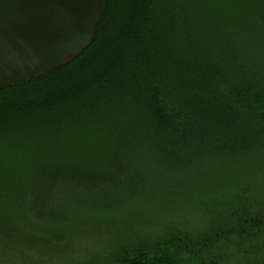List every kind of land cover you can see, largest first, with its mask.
<instances>
[{"label":"trees","instance_id":"trees-1","mask_svg":"<svg viewBox=\"0 0 264 264\" xmlns=\"http://www.w3.org/2000/svg\"><path fill=\"white\" fill-rule=\"evenodd\" d=\"M262 152L264 0H108L0 88V264L264 263Z\"/></svg>","mask_w":264,"mask_h":264},{"label":"water","instance_id":"water-1","mask_svg":"<svg viewBox=\"0 0 264 264\" xmlns=\"http://www.w3.org/2000/svg\"><path fill=\"white\" fill-rule=\"evenodd\" d=\"M108 0H0V88L68 63L94 39Z\"/></svg>","mask_w":264,"mask_h":264},{"label":"rangeland","instance_id":"rangeland-1","mask_svg":"<svg viewBox=\"0 0 264 264\" xmlns=\"http://www.w3.org/2000/svg\"><path fill=\"white\" fill-rule=\"evenodd\" d=\"M260 156V158L261 159H264V154H263V152L259 155ZM217 169V168H216ZM218 170V169H217ZM227 169H225V171H224V174L226 175V171ZM216 172V171H215ZM218 173H215L214 175H217ZM200 180H202V179H200ZM225 181L226 180H224V179H222V177L221 178H214V180H211V189L212 188H214V187H217V186H219V184H223V183H225ZM203 182V181H202ZM210 183V182H209ZM209 183H207L206 185H208ZM201 185V184H200ZM208 189H210V187H207ZM182 204L183 203H186L184 200H182V201H180ZM173 203H175V202H173ZM175 204H177V205H180V203L179 202H176ZM164 211H167V210H164ZM147 218H143V217H137L136 215H134V222H136L137 223V228L139 229V231L140 232H144V231H146V229L148 230L149 229V227L151 226V224H150V222H149V217H148V215L146 216ZM169 216H166L165 214H160V215H158V216H152V219H154V220H157V219H167ZM157 225H153V226H151V228H154V227H156ZM137 230V229H136ZM260 264H264V263H260Z\"/></svg>","mask_w":264,"mask_h":264}]
</instances>
